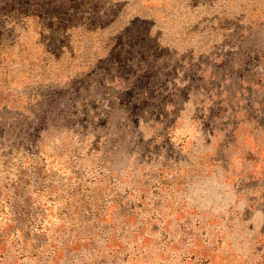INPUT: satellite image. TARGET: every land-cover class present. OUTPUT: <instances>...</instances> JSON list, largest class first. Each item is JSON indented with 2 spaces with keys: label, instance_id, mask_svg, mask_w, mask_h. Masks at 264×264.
<instances>
[{
  "label": "rangeland",
  "instance_id": "obj_1",
  "mask_svg": "<svg viewBox=\"0 0 264 264\" xmlns=\"http://www.w3.org/2000/svg\"><path fill=\"white\" fill-rule=\"evenodd\" d=\"M0 264H264V0H0Z\"/></svg>",
  "mask_w": 264,
  "mask_h": 264
}]
</instances>
